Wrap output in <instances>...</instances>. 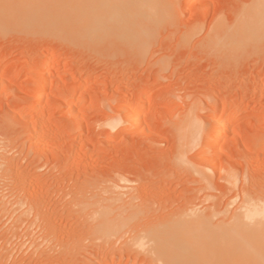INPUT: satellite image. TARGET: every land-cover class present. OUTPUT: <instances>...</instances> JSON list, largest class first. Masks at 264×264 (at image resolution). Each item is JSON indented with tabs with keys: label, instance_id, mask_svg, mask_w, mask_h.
<instances>
[{
	"label": "rangeland",
	"instance_id": "1",
	"mask_svg": "<svg viewBox=\"0 0 264 264\" xmlns=\"http://www.w3.org/2000/svg\"><path fill=\"white\" fill-rule=\"evenodd\" d=\"M246 1L159 0L163 8L172 7L174 16L167 18L155 13V23L151 17H144V21L153 23L134 28V35L128 38L109 30L93 36L86 18V0H0V264H167L160 251L163 242L150 234L136 237L124 230L143 222L144 215L126 220L123 227L100 219L103 210L98 202L117 190L122 194L136 192L130 189L136 182L121 181L120 189L114 190L107 181L88 182L85 189H76L78 182L86 180L94 170L119 162L122 157L117 149L125 140L135 138L141 139L144 146L133 163L140 166L144 161L147 166L145 183L150 188L145 189L147 195L166 199L163 210L156 208L157 214L145 218L147 222L154 220L152 227L157 223L155 214L169 213L195 202L201 209L214 203L220 205V210L227 209L228 212H220L223 216L217 212L219 216L213 217L217 219L214 223H225L226 227L221 225L225 232L229 228L234 230L226 223V213L241 212L238 207L246 196V189H239L242 182H247L250 173L257 172L262 174L264 183V33H261L264 25L254 22L263 6L259 8L260 0ZM247 4L251 10L246 9ZM250 4L256 7L251 8ZM239 5L244 10L237 9ZM234 11L242 19L240 16L235 19L238 14ZM244 11L251 14V21H246ZM234 19L240 23L233 25ZM241 23L242 28L247 26L244 28L247 33L252 27L251 36L263 43L259 45L254 40L257 47H247L249 44H239L235 35L231 38H235V42L231 41L235 45L203 47L206 38L219 36L214 28L224 33L230 30V34L238 31L237 35L245 37L240 34ZM225 27L229 30H224ZM150 29L155 30L154 39L143 46L141 40ZM254 32L261 33V38ZM51 59H57L54 74L43 84L47 72L44 66ZM40 84L38 90L36 86ZM51 87L53 92L46 94ZM139 88L148 91L135 104L143 105L144 109L134 107L133 111L140 110L138 118L144 120L139 119L141 125L134 126L135 129L116 133L125 124L123 108L132 107L130 94ZM126 95L128 102H120ZM71 106L75 107L73 114L69 112ZM224 109L228 110L226 119L239 120L226 135L213 130L215 118ZM119 110L121 119L111 129L106 123ZM182 115L196 117L200 126L196 145L186 152V162L203 164L207 170L215 165L217 173L207 171L213 186L191 165L179 163V158H175L180 127L173 124ZM241 135L257 139L247 144ZM216 138L217 151L210 153L211 162H203L202 150ZM227 167L239 169L238 188L234 184L231 189L226 187L231 184L225 181ZM172 168L176 172L170 171ZM164 171L169 174L164 176ZM46 183L48 189H44ZM86 199L92 205L85 206ZM180 220L170 225H180ZM146 221L140 224L151 227V222L148 225ZM182 222L180 226L184 225ZM219 230L218 233L222 232ZM224 234H216L223 236L215 237L213 243L218 250L213 255L208 253L205 260L192 264H249L243 249L246 240L236 234L228 237ZM150 251L158 256L152 258L154 254Z\"/></svg>",
	"mask_w": 264,
	"mask_h": 264
},
{
	"label": "bare ground",
	"instance_id": "2",
	"mask_svg": "<svg viewBox=\"0 0 264 264\" xmlns=\"http://www.w3.org/2000/svg\"><path fill=\"white\" fill-rule=\"evenodd\" d=\"M86 4H87V20H88V25H89V29H90V32L93 36H96L98 33L100 34L101 32L103 31H107L109 30L111 33L114 32L116 33L117 35H121L122 37H126L128 36L129 37H132L133 32L132 30L134 28H137L139 27L140 25L142 26H145V25H151L153 22L155 23L157 20L154 19L155 18V13H158L160 16H165L168 18V16L172 15L174 16V13H172L173 10H171L170 7H167L166 5H164V8L161 6L159 0H86ZM250 1V0H249ZM252 1V0H251ZM250 1V2H251ZM255 1V0H253ZM259 1V0H257ZM249 2V3H250ZM162 4H164L163 2H161ZM245 3H248L246 0H245ZM245 3L244 5H242L243 7L245 6ZM255 3V2H253ZM259 3V8L261 7V5L263 6V8L261 7V10H260V13H258V18L257 20L254 21V18L252 17L253 21L256 22L257 24L260 25H264V0H260ZM261 3V4H260ZM249 4H247V8L246 9H250L248 7ZM166 6V7H165ZM172 6V5H171ZM251 8H255V7H252L254 6V4H250ZM240 7V5H239ZM237 8L239 9L240 11L242 10L241 8L243 7H240V8ZM259 8H257L259 10ZM237 9L235 11H237ZM156 10H158V12H155ZM238 10V12L242 14V12H240ZM244 10V8H243ZM251 10V9H250ZM249 10V11H250ZM254 10V9H252ZM234 11V12H235ZM248 12V10H247ZM256 12V9L253 13ZM237 13V12H235ZM238 14V13H237ZM244 14H245V11H244ZM241 15H234L236 16L235 19L240 16L239 19H242ZM246 15V14H245ZM254 15V14H253ZM256 15V14H255ZM146 17V18H152L153 22L151 21H144L143 18ZM244 17V16H243ZM255 17V16H254ZM175 18V17H174ZM251 18V14L248 13V15H246L245 19L246 21H248L249 19ZM234 19L233 21V25H234V22H236V20ZM238 19V18H237ZM256 19V17H255ZM251 21V20H249ZM238 22L240 23V20H238ZM238 22H236V25L239 24ZM245 22V20L243 21ZM252 23V22H251ZM223 24V23H222ZM246 25V23H244ZM243 24V26H244ZM232 25V26H233ZM242 23L240 24V27H241ZM252 25V24H251ZM255 25V24H254ZM231 26V27H232ZM249 26H250V22H249ZM253 26V25H252ZM257 26V25H256ZM152 26H150L149 28H151ZM218 27V26H217ZM221 24H220V27L221 28ZM237 27V26H235ZM239 27V28H240ZM247 27V26H245ZM244 27V28H245ZM255 26H253V29L255 31ZM258 27V26H257ZM244 28L241 27V29H243L240 34H244L245 37H240L239 33H236L238 31L235 32V28L233 27V30L235 32V34H230V30L228 28H224L225 29H228L229 32L227 33H224L222 30L220 32L217 31L218 28H214L216 31L214 32H217V34L219 36L215 37L213 36L212 34L213 31H211L212 34V37L211 39L209 40V38H206L207 39V42L205 41L203 44L206 43V45H204L203 47L205 48H208L209 47H215V46H218V45H223L224 43H226L225 46H231L230 44H233L236 40H238L237 42L239 44H249V46L247 44V47H257L256 45H254L255 40L253 36H251V30H252V27H251V30L249 29V33L247 29L246 32L244 31ZM222 29V28H221ZM231 29V28H230ZM264 29V27L262 28V30ZM220 30V29H219ZM238 30V28H237ZM155 30L153 29H150L149 31H147V33L145 34V36L143 37V39L141 40V44L143 46L145 45H149L150 43H152L153 39H154V35H155ZM244 32V33H243ZM222 35H220V34ZM225 34L223 36V34ZM229 33V36L231 35L230 38L227 37L226 34ZM250 35V37L247 36V34ZM261 33H264L263 31ZM261 33H256L254 32L255 35L260 36L261 38ZM216 34V33H215ZM235 35L237 37H235ZM264 35V34H263ZM208 36V35H207ZM221 36V37H220ZM226 36V37H225ZM225 37V38H224ZM237 38L235 40V38L233 40H231V38ZM253 37V38H252ZM252 38V39H251ZM256 38V37H255ZM260 38H257L260 40ZM134 39V37H133ZM264 39V36L262 37V41ZM235 40V41H234ZM255 40V41H254ZM231 41H234L233 43ZM261 41V42H262ZM231 42V43H230ZM258 44H259V41H257ZM256 42V43H257ZM264 42V41H263ZM262 42V43H263ZM238 43L236 45H238ZM255 43V44H256ZM261 43V44H262ZM242 44V45H243ZM253 44V45H252ZM257 44V45H258ZM259 44V45H261ZM235 45V43L233 44ZM232 45V46H233ZM240 46V45H239ZM236 47V46H234ZM233 49H236V50H240L237 49V48H234ZM245 47V46H243ZM242 47V48H243ZM246 47V48H247ZM241 48V49H242ZM57 62V59H51L49 60L44 68L47 70V72H45V74L43 75V78H42V83H48L49 81V78H51V76H53L54 74V65L55 63ZM42 69V68H41ZM41 87V84L36 86V88H39ZM50 87V86H49ZM139 87V86H138ZM141 88V87H140ZM137 89L135 90L132 94L130 95H133L132 96V101L129 102V104L132 106L131 108H123L124 109V115L125 117L122 118L124 119L123 122H125L124 125H122V127L120 128L119 132H115L116 133H124L125 130H129V128L131 127H137V125H141L139 123H141L140 121L143 119H140L141 117L138 118V112H141L144 108L141 107H138L139 109L142 108V110L138 112H134L133 108L136 107L135 104L138 103L139 101H141V99L144 97L145 94L148 93V91H145V90H141V89ZM53 89L54 88H49L47 89L46 94H51L53 92ZM162 93V92H161ZM125 96V95H124ZM147 96V95H146ZM152 96V94H151ZM150 96V97H151ZM186 96V95H185ZM184 96V97H185ZM153 97V96H152ZM151 97V98H152ZM183 97V98H184ZM150 98V100H151ZM187 98V97H186ZM190 98V97H189ZM153 99V98H152ZM83 99H81L82 101ZM127 100V95L126 97L123 98V101L121 100L120 102L122 103H125V101ZM149 100V101H150ZM161 100V99H160ZM186 100V99H185ZM192 100V99H191ZM152 101V100H151ZM172 101V99H171ZM194 101V99H193ZM192 101V102H193ZM128 102V100H127ZM126 102V103H127ZM161 102V101H160ZM175 102V101H174ZM173 102V103H174ZM198 102V101H197ZM231 104L233 102V100L229 101ZM159 103V101H158ZM170 103V102H169ZM191 103V102H190ZM192 104V103H191ZM199 104V102H198ZM230 104V105H231ZM121 105V103H120ZM129 105V106H130ZM193 105V104H192ZM229 105V103H228ZM228 105L225 107L227 108ZM137 107L135 109H137ZM144 107V106H143ZM191 107H194V106H191ZM122 109V111H123ZM158 109V108H157ZM194 109V108H193ZM121 110V109H120ZM118 111V114L115 113L116 115L114 116V118H112V120H108L106 124H108V126H110L111 129H115L117 127V124L119 123V120L121 119V111ZM227 110V109H226ZM225 109L222 110L218 116L215 118V121L213 123V130L214 131H218L220 132V130L222 131L220 134H224L226 135L227 133H229L230 131H233L232 128L233 125L239 121L238 119L236 118H230V119H226L225 117ZM75 111V107L71 106L69 112L70 114ZM228 111V110H227ZM226 111V112H227ZM34 112V111H33ZM32 112V114H33ZM123 113V112H122ZM138 113V114H137ZM31 114V112H30ZM158 114V113H157ZM141 115V114H139ZM154 115V114H153ZM160 117V116H159ZM158 117V119H159ZM162 117V116H161ZM147 118V117H146ZM79 118H75V120H77ZM140 119V121H139ZM144 120V119H143ZM150 120V119H149ZM153 120V118H152ZM156 120V119H155ZM158 121V120H157ZM78 122V120H77ZM143 122V121H142ZM154 122V121H153ZM174 122V121H173ZM198 120L196 117L194 116H181L177 121H175V123L173 124V127H180V135H178L179 137L178 138V141L176 142L175 144V154L177 155V157L175 158H179V163L180 161L182 163H187L186 162V152H188L193 146H195L196 144L194 143L195 140H197L196 138L198 137V131H199V125H198ZM121 124V123H120ZM147 124V122H146ZM73 125V124H72ZM145 125V124H144ZM82 126V125H81ZM119 126V125H118ZM147 125H145L146 127ZM135 127L133 129H135ZM110 129V130H111ZM137 129V128H136ZM235 129V128H234ZM117 130V129H116ZM131 131V130H130ZM114 132V133H115ZM235 132V131H234ZM233 132V133H234ZM111 134V133H110ZM163 134V133H162ZM230 134V133H229ZM236 134V132H235ZM247 134V133H246ZM118 135V134H116ZM156 135V133H155ZM111 137L114 136V134H111L110 135ZM221 136V135H220ZM242 136V135H241ZM241 136H238V137H241ZM128 137V136H127ZM155 137V136H153ZM130 138V137H129ZM143 138V137H141ZM237 138V137H236ZM244 138V141L246 140V142H248L247 144H251L252 142L254 143L256 141V137H253V136H247L245 135L244 137L242 136V139ZM112 139V138H111ZM157 139V138H156ZM239 139V138H238ZM243 141V140H242ZM243 141V142H244ZM123 142V140H122ZM175 143V142H174ZM196 143H198L196 141ZM218 143V138H216L215 140H212L210 143H208L206 145V147L202 150L201 152V159L203 162H211V158L212 156L210 155V153L215 150L218 146L217 145ZM148 144V143H147ZM150 144V143H149ZM156 144V143H155ZM159 144V143H157ZM194 144V145H193ZM120 145V144H119ZM143 146V142L141 141V139H130V140H125L124 143L119 146V149H117L118 151L120 150L121 152V160H119V162L116 161V163L114 164V162L111 164H109L110 166L106 167L107 165H105L106 168L104 169H98V171H95L91 173L90 176H87L85 177L86 180H83V181H80L78 182V185L76 186V189H85V185H87L88 182H90V184L93 182L95 184H97L96 182H99V181H103L104 183H107L109 182V184L111 183L112 186H110L111 189H120L119 186L121 181H134L133 184L136 182V184H134V186L130 187V189H136L137 191L136 192H124L123 194L120 192L118 193V190L116 192V194H111L110 195L106 194V197H104V201H100L98 203H100V207L102 208V217L100 218L101 220H106V222L110 225V223H112L113 225H118V224H121V227H123L122 224L125 223L126 220L128 219H132V218H135V217H139L140 215H144V221L141 222L142 223H145L146 219H148V217H153L152 215L154 214V212L156 213L155 209L158 208L160 210H163V207H165L164 203L166 201V199H163L164 197H149L146 193V187L148 189H150L147 185V183H145V180L146 178H148V173H147V170H146V167L144 165V161L142 162L143 164L140 165V166H137L134 162V159H135V155H137L138 153H140L139 151L140 150H143L142 147ZM173 146V144H172ZM246 146V145H244ZM249 146V145H248ZM251 146V145H250ZM141 147V148H140ZM144 148V146H143ZM190 148V149H189ZM247 148V147H246ZM250 148V147H249ZM248 148V149H249ZM149 149V148H148ZM173 149V148H172ZM245 150V149H244ZM252 150V149H251ZM217 151V149H216ZM239 151V150H238ZM242 151V150H241ZM246 151V150H245ZM253 151V150H252ZM261 151V150H260ZM259 151V152H260ZM119 152V153H120ZM248 152V151H247ZM197 153V151H196ZM249 153H252V152H249ZM219 156V154H217ZM257 155V154H256ZM120 156V155H119ZM118 156V157H119ZM140 156V155H138ZM188 156V155H187ZM264 156V155H263ZM165 157V156H164ZM217 157V156H216ZM140 158V157H139ZM189 158V157H188ZM3 159V157L1 158ZM148 159V158H147ZM156 158H154L155 160ZM161 159V158H160ZM159 159V160H160ZM166 159V158H165ZM220 159V158H219ZM258 159V158H257ZM118 160V159H117ZM149 160V159H148ZM147 160V161H148ZM153 160V159H152ZM153 160V163L154 166L157 162V159L154 161ZM158 160V162H159ZM214 160V159H213ZM252 160V159H251ZM2 161V160H1ZM0 161V162H1ZM15 161V160H14ZM138 161V160H137ZM188 161V159H187ZM190 161V160H189ZM188 161V162H189ZM260 161V160H259ZM155 162V163H154ZM166 162V161H165ZM237 162V161H236ZM241 162V161H240ZM255 162V161H254ZM11 163V162H10ZM15 163H18V162H15ZM141 162H139L140 164ZM181 163V165H182ZM202 163V162H201ZM215 163V162H214ZM233 163V162H232ZM235 163V162H234ZM238 163V162H237ZM236 163V164H237ZM252 163V162H251ZM138 164V165H139ZM158 164H161L158 163ZM188 165H191V168L196 172L198 173L199 175L203 176L209 184H212V181H211V177L209 175V173L207 172L208 170L212 171V172H215L216 171V166L215 165H212L211 167L208 168L207 170V167L203 166V164L201 165H195V163H193L192 165V162L190 163H187ZM186 164V165H187ZM212 164V163H211ZM226 164V163H225ZM235 164V165H236ZM242 164V163H241ZM240 165V164H239ZM239 165H236V166H239ZM251 165V164H250ZM10 166V165H9ZM103 166V165H102ZM149 166V165H148ZM157 166V165H156ZM170 166V165H169ZM228 166V165H227ZM254 166V165H253ZM12 167V166H11ZM100 168V167H99ZM178 168H180L178 166ZM256 168V167H255ZM171 169V168H170ZM168 169V170H170ZM260 169V168H259ZM91 170V169H90ZM93 170V169H92ZM158 170V169H157ZM174 169L172 168V170L170 171H173ZM178 170V169H177ZM192 170V171H193ZM153 171V170H152ZM225 171H226V175H227V178L225 179V181L228 180V182H230V186H226V187H233L232 184H234L235 186L237 185L238 183V179H239V176H240V171L239 169H234V170H231V169H228L225 168ZM263 171V170H262ZM169 172V171H167ZM173 172H176V171H173ZM251 172V171H249ZM256 172V171H255ZM260 172V171H259ZM150 173V172H149ZM158 173V172H157ZM164 173H166L164 171ZM164 176H166L167 174L169 173H166L164 174ZM217 173V171H216ZM244 173V172H242ZM263 173V172H262ZM177 174V173H176ZM197 174V175H198ZM249 174V173H248ZM259 173H250L249 176H247V182L243 183L242 182V185H241V181L239 182V186L237 185V188L239 187V189H246L245 194V198L243 197L242 199V202L240 203V206L238 207L239 210H241L240 213H236L237 210L235 211L234 214H227L226 213V223H228L229 225L231 224V226L233 227V231L229 228L228 232H227V235H226V232L225 230L223 229L224 227H222L221 225V222L218 224L220 225H216L215 221L217 220H214L213 217H216L215 215L219 216L221 215L220 212H224L223 210H225L224 208H222L223 210H220V205L214 203L210 206H207V207H204V209H201L197 207V204L194 202H190L186 207L184 206V208H180V209H174L172 211H170L169 213H165V214H158L156 215L155 214V223L156 225H158L156 227V225H154V227H152V222H154V220H152V218L150 219V222L152 220V222L150 223L151 227L147 226V225H141L140 222H138L139 224H134V225H131L129 226L130 229H125V232L127 233H130L131 235L133 234L134 236L136 237H139L141 236L143 233L145 234H150L151 236H153V238L155 239H158V241H160L162 243L161 246H163L161 248V246H159V249L160 251L162 252L163 255L166 256V262L167 264H192V263H197V262H201V260H205V256L208 255V253H211L210 255H213L218 249L216 248L215 246V237H217L218 235L216 234H220L223 232H225L224 234V237H228L229 234H232L231 236H234L235 234L238 235V236H241L243 237L245 240H246V244L243 245V249L246 251V253L248 254V257H249V264H264V183L262 181V177L259 175H257ZM264 174V173H263ZM29 175V174H28ZM84 175V174H83ZM155 175V174H154ZM262 175V174H261ZM196 176V175H195ZM55 177V176H54ZM170 177V176H169ZM177 177V176H176ZM193 177V175H192ZM31 178V177H30ZM39 178V177H38ZM163 178V177H161ZM160 178V179H161ZM219 178V177H218ZM34 179V178H33ZM47 179V178H46ZM149 179H152L151 177H149ZM156 179V177H155ZM180 179V178H179ZM242 179V178H241ZM162 180H166V179H162ZM194 180V179H193ZM107 181V182H105ZM149 181V180H148ZM170 181V180H168ZM195 181V180H194ZM199 181V179L197 180ZM224 181V180H223ZM224 181V182H225ZM59 182V181H58ZM72 182V181H71ZM101 182V183H103ZM196 182V181H195ZM32 183V182H31ZM151 183V182H150ZM171 183V182H170ZM183 183V182H182ZM51 184V183H50ZM48 184V185H50ZM94 184V185H95ZM227 184V183H226ZM107 185V184H106ZM147 185V186H146ZM154 185V184H153ZM163 185V184H162ZM177 185V183H176ZM189 185V184H188ZM195 185V184H194ZM199 185V184H198ZM208 185V184H207ZM229 185V184H227ZM44 187V185H42ZM90 186V185H89ZM157 186V185H156ZM200 186V185H199ZM213 186V184H212ZM47 183H46V187L47 188ZM69 187V186H68ZM107 187V186H105ZM124 187V185H123ZM167 187V186H166ZM165 187V188H166ZM176 187V186H175ZM174 187V188H175ZM195 187L197 188L198 186L195 185ZM206 187V186H204ZM203 187V188H204ZM218 187V186H217ZM67 188V187H66ZM110 188H107V189H110ZM152 188V187H151ZM158 188V187H157ZM172 188V187H171ZM173 188V189H174ZM184 188V187H183ZM196 188H189V189H196ZM202 188V187H201ZM211 188V187H210ZM48 189V188H47ZM141 189H146L145 191L144 190H141ZM154 189V188H153ZM160 189V188H159ZM168 189V188H167ZM181 189V188H180ZM188 189V188H187ZM219 189V188H218ZM231 189V188H230ZM233 189V188H232ZM234 189H236L234 187ZM183 190V189H182ZM143 191L146 193L145 196ZM115 192V191H114ZM180 192V191H179ZM166 194V193H165ZM178 194V193H177ZM152 195V194H151ZM156 195V194H155ZM159 195V194H158ZM164 195V194H163ZM171 195V194H170ZM192 195V194H191ZM167 196V195H166ZM165 196V197H166ZM240 197V196H239ZM168 198V197H166ZM180 198V197H179ZM241 198V197H240ZM94 198H92L91 200H93ZM102 199V198H101ZM95 200V199H94ZM183 200V199H182ZM99 201V200H98ZM168 201L170 202L171 200L168 199ZM174 202V200H173ZM172 202V203H173ZM179 202V200H178ZM84 203H85V206L86 204L89 205L90 204V201L89 200H84ZM96 205L97 203L94 202ZM167 204V202H166ZM238 204V203H237ZM92 205V204H90ZM168 205V204H167ZM172 205V204H171ZM179 205V204H178ZM206 205V204H204ZM99 206V205H97ZM235 206V205H234ZM39 207L38 206V210H39ZM42 207V206H41ZM219 207V208H218ZM223 207V206H221ZM171 208V207H170ZM169 208V209H170ZM173 208V207H172ZM203 208V207H202ZM44 210V208L42 209L41 208V211ZM227 210V209H226ZM225 210V211H226ZM46 211H48V209H46ZM51 211V210H50ZM167 211V210H166ZM219 212L220 214L218 215ZM228 212V211H226ZM30 213V212H29ZM161 213V212H160ZM232 213V212H230ZM50 214V213H49ZM225 214V213H224ZM45 215V213H44ZM101 215V214H100ZM49 216V215H48ZM223 216V215H221ZM60 217V216H59ZM141 217V216H140ZM146 218V219H145ZM180 220V225H181V222L183 220L184 222V225H183V222H182V225L183 226H180V225H170V223H172L173 221H179ZM223 219V218H222ZM221 219V220H222ZM214 220V221H213ZM224 220V219H223ZM110 221V222H109ZM120 221V222H119ZM123 221V222H122ZM136 221V220H135ZM115 222V223H114ZM147 222V221H146ZM148 222L146 224H148ZM215 222V223H214ZM224 222V221H223ZM154 223V224H155ZM23 224V223H22ZM225 224V223H224ZM223 224V225H224ZM149 225V224H148ZM161 225L163 227H161ZM174 226V227H173ZM221 226V227H220ZM226 227V225H224ZM147 227V228H146ZM220 227V228H218ZM228 228V227H227ZM221 229L222 232L218 233V230ZM123 231V228L121 229ZM224 230V231H223ZM220 231V230H219ZM230 232V233H229ZM229 233V234H228ZM60 234V233H59ZM234 234V235H233ZM58 235V234H57ZM226 235V236H225ZM235 235V236H236ZM186 236V237H185ZM223 236V235H222ZM222 236H219L217 237L218 238H221ZM230 236V237H231ZM57 237V236H56ZM234 238V237H233ZM207 241V243H206ZM211 242V243H210ZM214 242V243H213ZM213 243V244H212ZM160 244V243H159ZM185 244V245H184ZM189 245V248L186 247L187 245ZM208 244V245H207ZM5 246V245H4ZM16 246V245H15ZM44 246V245H43ZM201 248V249H200ZM194 251H193V250ZM210 250V251H209ZM192 251V253H191ZM39 252V251H38ZM159 252V251H158ZM37 253V252H36ZM151 255H153L152 258H155L156 256V253L154 251H150ZM191 253V254H190ZM9 254V253H8ZM158 254V253H157ZM195 254H199L198 257H196ZM46 255V254H45ZM15 256V254H14ZM33 256V255H32ZM48 256V255H47ZM164 256V257H165ZM42 257V256H41ZM1 258V256H0ZM92 258V257H91ZM9 259V258H8ZM38 259V258H37ZM49 259V258H47ZM51 259V258H50ZM29 260V259H28ZM56 260V259H55ZM63 260V259H62ZM2 261V260H1ZM0 261V262H1ZM51 261V260H50ZM85 261V260H84ZM36 263V262H35ZM39 263V262H38ZM44 263V262H43ZM75 263V262H74ZM24 264V263H23ZM41 264V263H40ZM67 264V263H66Z\"/></svg>",
	"mask_w": 264,
	"mask_h": 264
}]
</instances>
